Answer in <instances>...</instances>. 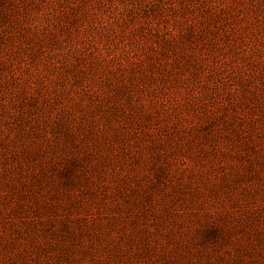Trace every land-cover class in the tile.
Wrapping results in <instances>:
<instances>
[{
	"label": "rangeland",
	"instance_id": "obj_1",
	"mask_svg": "<svg viewBox=\"0 0 264 264\" xmlns=\"http://www.w3.org/2000/svg\"><path fill=\"white\" fill-rule=\"evenodd\" d=\"M0 264H264V0H0Z\"/></svg>",
	"mask_w": 264,
	"mask_h": 264
}]
</instances>
